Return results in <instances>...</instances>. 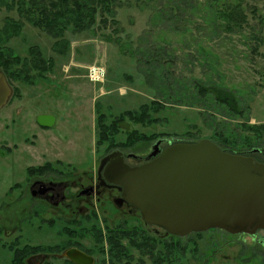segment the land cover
I'll use <instances>...</instances> for the list:
<instances>
[{"label": "rangeland", "instance_id": "rangeland-1", "mask_svg": "<svg viewBox=\"0 0 264 264\" xmlns=\"http://www.w3.org/2000/svg\"><path fill=\"white\" fill-rule=\"evenodd\" d=\"M2 1L10 4L14 0H0V52L5 55L9 49L22 60H32L31 48L36 47L54 66L43 76L32 71L29 82L8 79L13 94L0 110V264H11L13 247L20 252L26 245H59L58 254H62L64 246H73L74 241L98 258V264H158L148 251L132 244L152 245L148 237L155 239L143 234L142 216L119 211L108 196L100 202L76 200L78 207L93 216L89 224L82 220L86 231L76 225L70 228L72 238L66 223L57 220L58 212L49 207L43 217L55 219L53 227L37 219L30 226L22 225L26 211L34 205L28 177L38 172L29 171L51 163L57 172L47 174L61 173L87 186L95 180L100 160L113 151L144 158L158 141L164 146L201 140L218 144L215 133L238 135L243 124L264 125V0L240 1L247 16L241 30L227 29V22L215 13L218 8H210L205 0H117V24L67 32L65 40L70 46L62 55L54 52L52 37L22 19L18 36L8 39L3 35L7 19L20 18L17 11L2 6ZM95 73L97 81L91 77ZM215 87L234 92L243 114L233 116L215 103L211 94ZM153 101L164 105L161 112L151 115L159 122L137 125L125 120L116 141L125 143L135 131L148 136L165 134L164 138L126 149L107 151L103 146L97 151L100 114L111 125L125 111H137ZM42 115L55 118L51 128L38 124ZM252 157L264 163L263 154ZM78 191L71 190L73 198ZM111 231L122 237L131 234L130 239H121L126 258H112ZM81 234L84 239L79 242ZM100 234L102 243L95 239ZM156 239L161 248L165 243ZM181 239L179 260L172 264H264V247L252 235L213 229ZM48 261L64 263L51 257ZM38 262L35 259L32 264Z\"/></svg>", "mask_w": 264, "mask_h": 264}, {"label": "water", "instance_id": "water-1", "mask_svg": "<svg viewBox=\"0 0 264 264\" xmlns=\"http://www.w3.org/2000/svg\"><path fill=\"white\" fill-rule=\"evenodd\" d=\"M13 89L0 72V110ZM44 128L55 123L52 116L37 119ZM158 141L149 161L131 167L123 153L114 151L102 158L99 171L141 214L146 225L167 235L184 238L212 229L232 235H254L264 229V163L250 156L221 150L210 140L175 143L161 150ZM135 155H131L133 157ZM65 256L75 264H95L93 257L72 249Z\"/></svg>", "mask_w": 264, "mask_h": 264}, {"label": "trees", "instance_id": "trees-1", "mask_svg": "<svg viewBox=\"0 0 264 264\" xmlns=\"http://www.w3.org/2000/svg\"><path fill=\"white\" fill-rule=\"evenodd\" d=\"M210 8H218L215 13L225 22H227V29L241 30L247 23V16L244 8L239 2L232 0H205ZM117 0H14L10 4L2 1L1 5L7 7L8 11H17L20 19H7V25L3 32L9 39L10 37L18 36L22 32L23 21L30 23L39 30L45 32L48 36L55 40L54 52L64 54L70 43L65 40L67 32L81 33L95 28L98 24L106 25L110 22L117 24L116 5ZM22 19V20H21ZM10 33V34H9ZM8 34V35H7ZM1 35V34H0ZM2 37H0L1 40ZM2 51V47L0 48ZM32 60L24 59L14 56L8 49L4 55L0 52V67L7 79L21 80L29 82L30 74L34 70H38L41 76L43 73L50 72L53 69L54 61L52 59L46 61L42 58L40 51L34 47L31 48ZM209 91L207 90V93ZM212 100L218 105L225 107L233 116H240L243 110L240 107L238 96L231 91H226L220 87L212 88ZM164 108L163 103L153 101L151 105H143L137 111H125L118 118L107 125L105 116L99 115L97 118V142L96 149L100 151L103 146H107L106 150L115 148H131L141 143H149L151 141L164 138L165 134H153L151 136L138 134L136 131L128 134L125 143H117L116 137L121 134L120 125L125 120H129L137 125L155 124L159 122L158 119H152L151 115L158 114ZM187 136H190L188 134ZM217 140L216 144L221 150L239 155H248L255 149L264 151V125H249L243 124L242 133L236 135L231 133L225 135L224 133H215ZM193 143V142H186ZM226 146L229 149H223ZM225 148V147H224ZM59 164V162H58ZM38 172V174H47V172H57L51 163H46L36 169H30L29 173ZM60 175L61 173H56ZM83 231L84 228H81ZM78 231L77 233H79ZM76 233V234H77ZM100 233V230H99ZM203 234V233H202ZM78 235V234H77ZM95 235V234H94ZM121 236L116 231H111L109 234V243L112 249V258L120 259L127 256L126 249L122 246L121 239L127 237L130 239V233H124ZM99 237V238H98ZM95 239L102 240L101 234ZM153 241V244L140 243L133 241V246L139 250H146L156 259L159 264L177 263L179 258L176 257L182 250V239L172 236L169 240L160 241L162 247L157 245L158 240L148 237ZM148 238L144 237V240ZM158 238V237H157ZM159 239V238H158ZM143 240V241H144ZM167 241H171L168 243ZM102 243V242H101ZM15 244V243H14ZM17 245V244H15ZM14 246V245H13ZM12 246V247H13ZM21 251H17L15 247L12 248V262L11 264H24L25 258L35 252V250L52 251L48 247H35L26 245L21 247Z\"/></svg>", "mask_w": 264, "mask_h": 264}, {"label": "flooded vegetation", "instance_id": "flooded-vegetation-1", "mask_svg": "<svg viewBox=\"0 0 264 264\" xmlns=\"http://www.w3.org/2000/svg\"><path fill=\"white\" fill-rule=\"evenodd\" d=\"M166 147L167 145L164 146V143H162L160 148L161 150H164ZM122 153L124 156L125 163L131 167L140 166L149 161V156L144 158L143 157L141 158L140 156H136V155L130 157V154H125L124 152ZM99 167H100V163L95 174L96 176L95 180L87 186H85L81 182V180L75 181L72 180L70 177H63L54 174L30 175V177H28L31 180L29 184L28 192L30 195V200L34 202V205H32L31 209L26 211L27 216L21 220L22 225L30 226L32 221L34 219H37L40 223H42V225L47 221H49V225L51 224V227H53L55 224L53 221L55 219L53 218L46 219L43 217V215L46 213V210H48L47 208L49 207L51 209H54L53 210L54 213L58 212V215H56L57 220L59 222L66 223L67 226L66 228H68L67 233L69 237L72 238L74 233L72 230H70V228L76 225L79 228L85 229V227L82 225V220H84L86 224H89L91 222L90 217L93 216L91 212L89 213V215L91 214V216H88L87 210L84 207H78L76 200L96 199V201L100 202L102 198L106 196H108L107 198L110 199V202L113 205H115L119 209V211H122L123 213L128 214L130 216H135L138 214L141 215L140 212L126 200L121 202V206L118 205L117 202H119V200L122 198V194L116 187H114L110 182H108L105 179L106 169L103 168L101 171H99ZM73 189H79L78 194L74 196L76 198H73V196L70 193L71 190ZM84 216L86 217L85 219H83ZM144 233H146L148 236L158 237L161 241L164 242L168 240L170 237H172L171 235H167V233L164 230L146 224H144L143 234ZM8 235L9 234H7V237ZM252 237L258 239L256 241H258L259 244L262 247H264V229L258 230L254 235H252ZM78 238H79V242H81L84 239V236H82L81 234L78 236ZM68 245L70 244L68 243L66 245L67 247L64 246V250L62 251V254H58V247L59 248L61 247L59 245L48 247L53 249L51 251L53 253L35 250V252H32L29 256L25 258L24 264H29V263L32 264V261L35 259L39 260V262L36 264H49L48 260L50 257L51 259L54 260L60 259L64 261L63 264H75L65 256L66 252L72 249H77L93 257L88 251L84 250L81 247V245L76 244L75 241L73 242V246H68ZM35 247H43V245H35ZM94 259L97 260L95 264H98L100 260L98 258H94Z\"/></svg>", "mask_w": 264, "mask_h": 264}, {"label": "built area", "instance_id": "built-area-1", "mask_svg": "<svg viewBox=\"0 0 264 264\" xmlns=\"http://www.w3.org/2000/svg\"><path fill=\"white\" fill-rule=\"evenodd\" d=\"M91 77H92V79L94 80V81H97L98 80V75H97V73H95V75H91Z\"/></svg>", "mask_w": 264, "mask_h": 264}]
</instances>
